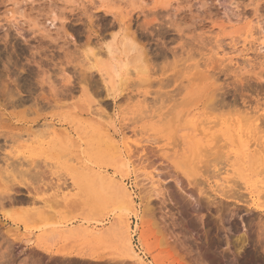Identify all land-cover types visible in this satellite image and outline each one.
Wrapping results in <instances>:
<instances>
[{
  "label": "rangeland",
  "instance_id": "374dc122",
  "mask_svg": "<svg viewBox=\"0 0 264 264\" xmlns=\"http://www.w3.org/2000/svg\"><path fill=\"white\" fill-rule=\"evenodd\" d=\"M118 31V45L129 38L144 58L111 78L101 69ZM260 46L264 0H0V93L23 84L33 97L0 107V194L18 190L25 202L0 207L11 214L0 262L123 264L115 179L136 196L127 221L144 264H264V151L245 137L261 139L251 127L264 113ZM226 168L230 193L213 192V175ZM15 222L21 243L11 248L5 232ZM78 230L101 259L34 248L68 254L55 245Z\"/></svg>",
  "mask_w": 264,
  "mask_h": 264
},
{
  "label": "bare ground",
  "instance_id": "6f19581e",
  "mask_svg": "<svg viewBox=\"0 0 264 264\" xmlns=\"http://www.w3.org/2000/svg\"><path fill=\"white\" fill-rule=\"evenodd\" d=\"M116 33H119V31L118 32H115L113 35H115L114 37L112 36V38L113 39H111V41L107 44V55H108V60H107V62H105V66H104V68H102L101 69V71L102 70H105L106 71V73H107V75H109L111 78L112 77H119V76H121V75H123L122 74V71L123 70H125V71H127L128 72V70H127V68H128V66L129 65H131V64H133V63H135V62H137L138 60L139 61H141L143 58H144V54L142 53V52H140L139 51V48H138V46L135 44V42H132L129 38H124L125 40H123L122 42H120L119 44L120 45H118V43L116 42L117 40H116V36L118 35V34H116ZM256 34V33H255ZM250 36V35H249ZM251 37V36H250ZM260 38V37H259ZM258 38V39H259ZM260 40V39H259ZM121 46V47H120ZM259 47V46H258ZM256 48V47H255ZM257 49V48H256ZM246 50V49H245ZM254 50V49H253ZM262 51V50H264V46H260V48L257 50V51ZM120 54V55H119ZM130 54H135V57L133 58V57H131V59H128V61H123L119 56H121V55H124V56H126V57H129V55ZM254 54V53H253ZM264 54V53H263ZM134 56V55H133ZM9 58V57H8ZM8 60H10V59H8ZM248 59H246L245 61H247ZM2 61V60H1ZM250 61V60H249ZM7 68V67H6ZM137 69H138V67H136ZM129 69V68H128ZM141 71H143L144 70V68L143 67H140L139 68ZM8 71V70H7ZM145 71V70H144ZM198 71V70H197ZM200 71V70H199ZM198 71V72H199ZM23 72H24V70H23ZM22 73V72H21ZM4 74V73H3ZM20 74V73H19ZM203 74V73H202ZM12 75V74H11ZM5 77V76H4ZM14 78H17V77H14ZM121 78H122V76H121ZM198 78V77H197ZM204 78H206L205 76H204ZM2 80V79H1ZM13 80V79H12ZM15 81H16V79H14ZM24 80V79H23ZM26 80V79H25ZM122 80V79H121ZM4 81V80H3ZM14 81V82H15ZM4 84H5V82H3ZM8 85V84H7ZM6 85V86H7ZM17 85V84H16ZM23 84H21L20 86L18 85L17 87V89L15 90V91H12V92H8V88L7 87H5L4 89H3V92L5 93V94H3V93H0V107L1 106H5V107H7V106H9V107H19V106H21V105H23L25 102H27V101H31V100H33V97H31V95H30V99H26V98H24L25 97V94L23 93V90H24V86H23V89H21ZM27 86V85H26ZM21 87V88H20ZM30 88V87H29ZM14 89V88H13ZM32 89V88H31ZM12 90V88L10 89V91ZM26 90V89H25ZM30 91V90H29ZM32 92V91H31ZM35 94V93H34ZM36 96V95H35ZM28 97V96H27ZM134 97V96H133ZM212 97H213V95H212ZM209 98V97H208ZM214 98V97H213ZM134 99V98H133ZM148 99V98H147ZM210 99V98H209ZM212 100V99H211ZM211 100H209V101H211ZM35 101V100H34ZM30 105V104H29ZM12 110V109H11ZM264 113H262V114H260V115H258L255 119H254V124L251 126V127H253V128H255L258 132H259V134L261 135V139L259 140V139H253V138H249L248 136H245V135H243V136H245L246 137V139H247V148L248 149H250V148H252L253 147V149H254V152L256 153V154H260V153H262L263 151H264V124L262 125V121L264 120V115H263ZM261 117L263 118V120L261 119ZM262 120V121H261ZM261 122V123H260ZM44 127V126H43ZM41 128H42V126H41ZM209 129H211V128H209ZM236 129V128H235ZM61 130V129H60ZM198 130H200V129H198ZM43 131H44V129H43ZM207 131V130H206ZM234 131V130H233ZM45 132V131H44ZM53 132V131H52ZM55 132V131H54ZM201 132V131H200ZM32 133H34L33 131H32ZM37 133V134H36ZM35 134H36V136H38V134H39V136H41L40 134L42 133V130L39 132V131H37ZM46 133V132H45ZM115 133H116V131H115ZM138 133V132H137ZM234 133V132H233ZM241 133L243 134V132H238L237 134H235V135H237L238 137H240L241 136ZM29 134V133H28ZM60 134V133H59ZM117 134V133H116ZM124 134H125V132H124ZM201 134H203V132L201 133ZM18 135H20V134H18ZM22 135V134H21ZM34 135V134H33ZM46 135V134H45ZM61 135V134H60ZM110 135H111V133H110ZM123 135V134H122ZM205 135H207V133L205 134ZM14 136H15V134H14ZM23 136H24V134H23ZM23 136H21V137H23ZM27 136V135H26ZM108 136V135H107ZM211 136H213L214 137V135L212 134ZM211 136H209V137H211ZM221 136V135H220ZM220 136H218L217 135V137H214V139L216 138V139H218ZM242 136V137H243ZM42 137V136H41ZM111 137V136H110ZM113 137H116L115 135H113L112 136V138ZM236 137V136H235ZM27 138H28V136H27ZM107 138H109V137H107ZM9 139V138H8ZM115 139V138H114ZM155 140V139H154ZM220 140H222V139H220ZM235 140V139H234ZM109 141V140H108ZM116 141V139L114 140V142ZM147 141V140H146ZM215 141V140H214ZM217 141V140H216ZM107 142V141H106ZM218 142H220L219 141V139H218V141H217V143ZM110 143V142H109ZM216 142H215V145L216 146H209L210 148H213L214 147V150H215V148H217L219 145H221V144H217ZM225 143V142H224ZM108 144V143H107ZM174 144V143H173ZM226 144H227V142H226ZM178 145V144H177ZM218 145V146H217ZM115 146V145H114ZM116 146H118V145H116ZM175 146V145H174ZM201 146V145H200ZM200 146L198 147V148H200ZM225 145H221V146H219V147H224ZM119 147V146H118ZM117 147V148H118ZM113 149H114V147H112ZM202 148V147H201ZM204 148V147H203ZM208 148V147H207ZM206 148V149H207ZM224 148H226V146L224 147ZM146 149V148H145ZM144 149V150H145ZM170 149V148H169ZM220 150V148L218 149V151ZM213 151V150H212ZM215 151H217V150H215ZM215 151H213L214 153H215ZM224 151V150H223ZM118 152V151H117ZM203 152H204V150H203ZM216 153H218L217 155H222V152L220 153V151L219 152H216ZM220 153V154H219ZM225 153V152H224ZM199 154V153H198ZM195 155H196V153H195ZM195 155H194V157H195ZM201 155H202V153H201ZM204 156H206V155H208V154H205V152H204V154H203ZM210 155H212V154H210ZM216 154L215 155H212V156H217ZM261 155V154H260ZM129 156V154H127V157H126V162L125 163H123L124 164V167H127V168H129L130 169V166L132 165L133 166V162H131L130 161V158L128 157ZM130 156H131V154H130ZM229 156V155H228ZM262 156V155H261ZM210 157V156H209ZM208 157V159H210ZM222 157H224L223 155H222ZM10 158V157H9ZM227 158V157H226ZM20 159V158H19ZM132 159V158H131ZM215 159V158H214ZM222 159V158H221ZM118 160V159H117ZM213 160V159H212ZM216 160V159H215ZM215 160H213V161H215ZM227 160V159H226ZM12 161V160H11ZM217 161V160H216ZM13 162V161H12ZM41 162V161H40ZM187 162V161H186ZM31 163V162H30ZM122 163V162H121ZM219 163V162H218ZM10 164L12 165V167H13V164H14V162L13 163H11L10 161H9V166H10ZM17 164H18V162H17ZM37 164V163H36ZM194 164V163H193ZM228 164V163H227ZM29 165V164H28ZM185 165H186V163H185ZM40 166V165H39ZM260 166V165H259ZM231 168L232 169V166L231 165H227V168ZM30 168V167H29ZM40 168V167H39ZM225 169L224 171H219L218 172V174H216V175H213V177L215 176V179H214V183H215V187H214V191L213 192H221V191H225L227 188H229V189H232L231 188V182H233L234 180H231V175H230V173H232L231 171H233V170H230V169ZM234 168V167H233ZM32 169V168H31ZM34 169V168H33ZM32 169V170H33ZM220 169H222V168H220ZM223 169H224V167H223ZM15 170V169H14ZM13 170V172H15ZM38 170V169H37ZM219 170V169H218ZM217 170V171H218ZM16 171H17V168H16ZM22 171V170H21ZM29 171H31V170H29ZM217 171H216V173H217ZM254 171V170H253ZM23 172H25V171H23ZM41 172H43V170L41 171ZM235 172V171H234ZM37 173V172H36ZM10 174H11V171H10ZM22 174V173H21ZM42 174V173H41ZM12 175V174H11ZM229 175H230V177H229ZM14 176V175H13ZM247 177V176H246ZM110 179V178H109ZM108 179V180H109ZM240 181V180H239ZM239 181H238V184H239ZM19 182V181H18ZM110 182L112 183V186L117 190V192H119L120 193V195H121V197H122V199H123V201H124V206L125 207H122V210L123 211H125L126 212V214L123 216V223H122V225L120 226L121 228H118L119 230H121V231H119L120 232V236H121V239H122V243H123V257L120 259V262H127V261H130V260H133V261H135V260H137V261H139L140 262V264L142 263V264H144V257L143 256H145L147 253H145V252H143V253H140V252H138V250L136 249V247H135V245H134V243H133V237H132V233L130 232V228H129V224H128V217H129V215H130V213L131 212H134L135 210H136V206H135V197H134V193H132V190H130L128 187H125V186H123L122 184H119V182L117 181V180H115V179H110ZM235 182V181H234ZM20 183H22V182H20ZM237 183V182H236ZM23 184V183H22ZM234 184V183H233ZM234 185H237V184H234ZM250 186V185H249ZM248 187V186H247ZM264 187V186H263ZM29 188V187H28ZM251 188V187H250ZM249 188V189H250ZM260 189V188H259ZM12 190V189H11ZM29 190V189H28ZM228 190V189H227ZM226 190V191H227ZM10 191V190H9ZM225 191V192H226ZM4 193V195H1V197H0V207H2L1 205H3L4 203H6V202H14L13 204L15 205V203L16 202H18V201H23V198L21 197L22 196V194H21V192H19L18 190H12V191H10L9 193H7V194H5V192H3ZM228 193H230L229 192V190H228ZM232 193V192H231ZM222 195L224 194V193H221ZM28 195V197L30 198V200L29 199H27V200H29L30 202H31V200L32 199H34V195H33V193H31L30 191H29V193L27 194ZM225 195V194H224ZM261 195V194H260ZM239 196V195H238ZM26 197V196H25ZM27 197V198H28ZM249 197H250V199H251V201H252V203H254V204H256L257 206H259L260 207V203H259V201H260V196H259V194H255V192H250L249 193ZM45 199V198H44ZM52 199V198H51ZM243 199V198H242ZM246 199V198H245ZM39 200V199H38ZM26 201V200H25ZM28 201V203H30ZM34 201V200H33ZM43 201V200H42ZM51 202H52V200H50ZM24 202V201H23ZM36 202V201H35ZM46 202H47V199H46ZM20 203V202H19ZM25 203V202H24ZM44 203V202H43ZM11 205H13L12 203H10ZM27 204V203H26ZM31 204H32V202H31ZM6 204H4L3 205V207L5 206ZM25 204H23V206H24ZM41 205V204H40ZM39 205V206H40ZM45 205V204H44ZM43 205V206H44ZM10 206V205H9ZM30 206V205H29ZM38 206V205H37ZM38 206V207H39ZM2 207V208H3ZM7 207V206H6ZM14 207H16V206H14ZM31 207L32 208H35V206L34 205H31ZM44 208V207H43ZM138 210V209H137ZM2 212V214H0V226H3L4 225V223L5 222H8L9 223V220H5V219H9V216H11V214H10V212H7V211H5V212H3V211H0V213ZM33 212H35V211H33ZM49 213V212H48ZM31 215V214H30ZM33 215V214H32ZM3 216H4V218L5 219H3ZM33 217V216H32ZM15 225L12 227V228H8V230L5 232L6 233V235H7V239H6V241L8 242V244L10 245V246H12L11 248H13V246H15V245H17V244H20L21 242V240L20 239H18V236H17V234L15 233V231H18L19 230V227H18V224L15 222L14 223ZM16 226V227H15ZM2 232V231H1ZM5 235V236H6ZM20 240V241H19ZM24 243H25V241H24ZM26 243H29V245L30 246H33L29 241L28 242H26ZM160 243H162L163 244V242L161 241ZM162 244H160L161 245V247H162ZM154 245V244H153ZM165 245V244H164ZM34 247V246H33ZM153 247V246H152ZM151 247V249H153ZM35 249H37L38 250V252L39 251H41V252H45V253H47V255L48 254H50V252H48L46 249H44L43 247H41V246H35L34 247ZM150 249V250H151ZM160 250V249H159ZM13 251V250H12ZM165 251V250H164ZM10 253V252H9ZM3 254H4V252H3ZM8 254V253H7ZM42 255V254H41ZM143 255V256H142ZM157 256H158V254H157ZM165 256V255H164ZM163 256V257H164ZM52 257V256H51ZM53 257H54V255H53ZM159 257V256H158ZM166 257H167V255H166ZM169 257H170V255H169ZM2 258V257H1ZM0 258V259H1ZM35 258V257H34ZM43 258V257H42ZM41 258V259H42ZM55 258V257H54ZM3 259H4V257H3ZM3 259H1V260H3ZM37 259H38V257H37ZM160 259V258H159ZM164 259V258H163ZM29 260H30V258H29ZM40 260V259H39ZM52 260V259H51ZM174 260V259H173ZM173 260H172V262H173ZM5 261H6V259H5ZM118 261V260H117ZM157 261V260H156ZM8 262V261H7ZM33 262V261H32ZM32 262H31V264H32ZM114 262V261H113ZM172 262H170L169 264H171ZM9 263V262H8ZM123 263V264H124ZM160 263V262H159ZM0 264H6V262H0ZM26 264H28V262L26 261ZM35 264H37L36 263V261H35ZM40 264V263H39ZM172 264H175L174 262L172 263Z\"/></svg>",
  "mask_w": 264,
  "mask_h": 264
},
{
  "label": "crops",
  "instance_id": "0c3cea01",
  "mask_svg": "<svg viewBox=\"0 0 264 264\" xmlns=\"http://www.w3.org/2000/svg\"><path fill=\"white\" fill-rule=\"evenodd\" d=\"M76 227H78V225H73V226L69 227V229L76 228ZM81 231L82 230H78L77 232H73L75 236H72L71 234H69V237H68L69 239L67 240V242L59 241L57 243V245H55V249H60V248L67 245L68 249H73L72 252L67 254V253H58L55 251H51V253L48 255H47V253H45V252L44 253L48 257H51V256L53 257V255H54L55 258L70 257V258L88 260V261H96V260L101 259L100 257L102 255H100L96 252L97 249L94 247L93 243H92V248H93L94 257H92V252L89 249V247H87L86 245H83V243L81 241L79 242V240L77 238H81L83 233H84ZM64 235L65 234H57V236L61 237V239L64 237ZM44 243L47 245V247H49L46 242H44Z\"/></svg>",
  "mask_w": 264,
  "mask_h": 264
}]
</instances>
